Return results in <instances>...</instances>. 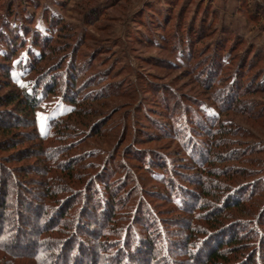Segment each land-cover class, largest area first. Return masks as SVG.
<instances>
[{"label": "rangeland", "instance_id": "rangeland-1", "mask_svg": "<svg viewBox=\"0 0 264 264\" xmlns=\"http://www.w3.org/2000/svg\"><path fill=\"white\" fill-rule=\"evenodd\" d=\"M7 24L19 30L13 41L26 39L14 54L5 52L0 40L5 56L0 55V97L15 86L31 91L40 78L25 67L32 61L28 37L40 34L46 49L57 47L42 63L53 64L46 81L57 85L39 89L34 119L41 136L19 105L6 108L10 115L3 118L12 126L0 130V200L8 182L3 200L15 205L4 220L0 209V228L26 255L14 256L12 264H45L39 245L52 244L51 238L75 234L83 250L89 246L94 252L99 242L116 241L118 228H109L107 219L111 192L103 187L113 152L132 174L125 180L117 171L121 177L111 184L116 189L124 183L115 223L133 225L146 237L164 233L161 243H168L169 251L157 250L159 264L166 257L172 264H189L184 262L190 261L191 230L195 251L218 234H239L238 256L264 264V0H1L3 39ZM5 71L15 85H8ZM50 85L53 91L47 93ZM152 126L159 136L145 139ZM217 128L232 129L221 145L228 161H215ZM129 143L140 145L136 154L160 153L169 167L150 161L143 166L126 157ZM225 166L235 168L231 178L211 174V168ZM199 179L209 195L203 196ZM184 186L197 195L187 198ZM254 189L262 196L255 204ZM218 194L221 204H228L230 194L240 200L238 208L212 214L231 227L228 232L209 225ZM142 217H150L153 227L145 228Z\"/></svg>", "mask_w": 264, "mask_h": 264}, {"label": "trees", "instance_id": "trees-1", "mask_svg": "<svg viewBox=\"0 0 264 264\" xmlns=\"http://www.w3.org/2000/svg\"><path fill=\"white\" fill-rule=\"evenodd\" d=\"M1 1V0H0ZM8 25V24H7ZM15 27V26H13ZM11 26L8 25V27L6 28V34L4 35H8L7 38L0 37V40H2V42L5 45V52H7L8 54L10 53H16L17 51H15L14 49H17L19 46V44L21 45L22 41L25 40L26 38L21 37L18 38L16 40H12V37H14L17 33L18 28H13ZM10 29V30H9ZM1 30V28H0ZM40 34H35L33 33L30 37L31 40H33V45L30 48L32 52L31 53V58L32 61L27 64V66L25 65V67H29L28 69H30L28 71L29 75L31 73L36 72L37 75H39V80L36 82L35 86L32 87L31 91L29 90H21L19 91L16 86L14 88L11 89L9 95H7V97L5 98V96L0 97V107L4 108V111L0 109V130L5 129V127H9L12 126L10 123V125H7L5 119L3 117L7 116V118L9 117L10 114H8V110H6V108L8 106L11 105H19V107H22V110H24V112L27 114V117L30 118L31 120V125H33V128L35 129L34 133L36 134V136L40 137L41 134H38V131L36 129V125H35V119H34V114L36 112V108L39 106L40 104V99H41V94H40V88H41V84L47 83V85L52 84L53 86L57 85L55 81L51 82H47L46 81V77L49 75V73L53 72V69H51V67H53V64L50 63H46V64H42L43 62L47 61V59H50L48 54L50 53H54V51H57V47L55 46H50L51 48L48 50L46 49L41 41V37L39 36ZM1 36V35H0ZM17 37V36H16ZM13 41V42H12ZM22 47H24V45H22ZM29 47V45L27 46V48ZM61 48L62 51L65 49L64 47L62 48V46H59ZM38 49V50H37ZM35 50H37L39 53V55H35ZM53 51V52H52ZM0 55L4 56V53L1 52L0 50ZM12 55V54H11ZM7 56V55H6ZM5 57V56H4ZM29 57V56H28ZM58 69H62L63 64L60 63L58 64ZM74 73V72H71ZM4 75L6 76V79L9 80L8 85L11 86L14 83L11 81V74L10 72L5 71ZM79 77V76H78ZM262 78H264V73L262 74ZM58 80V79H55ZM77 79L74 78L73 81L71 82V86L73 87L76 84ZM258 82H262V81H258ZM15 85V84H14ZM256 86L258 85V83L255 84ZM74 88V87H73ZM72 88V89H73ZM48 90L46 91L47 93H52L53 90L51 89V85L47 88ZM51 91V92H50ZM66 97V96H65ZM68 99V98H67ZM66 99V100H67ZM71 101V100H70ZM177 107L176 108H181L182 106L180 105L179 101H176ZM189 111H191L190 106H188ZM4 112V116L3 113ZM193 112L191 111V114ZM193 115V114H192ZM203 117V119H205L204 115H201ZM138 123H141L140 121L136 120ZM200 123V122H199ZM151 124V123H150ZM152 125V124H151ZM152 129H157L156 127H151L149 130H147L146 134V138H148V136L150 137H158L159 133H155L152 132ZM216 130H218L217 135L213 137V145H216V147L220 148L217 152H215L214 150V154L215 155V161H228L229 158H225L226 153L225 150H222V144L227 141L225 138V135H231V131L232 129H223V128H217ZM1 132V131H0ZM150 133V134H149ZM219 133V134H218ZM221 133V134H220ZM40 135V136H39ZM142 142H144V138ZM142 145V144H141ZM140 145H138L137 143H129V146L126 147V149L128 151L127 155H125L126 157H135V159L139 160L140 163H143L141 165L144 166V163L146 161H150L149 163L152 164L153 166H157V168H162V169H167L169 167V165L167 164H163L164 163V158L162 157V155L158 152H154L152 151L151 153H148L149 150L144 153L143 151H141L140 153L136 154V151H138V147ZM14 147V146H13ZM200 148V147H198ZM27 149V148H25ZM213 149V146H212ZM118 151V150H117ZM197 151L200 152L199 149H197ZM135 152V153H134ZM201 153V152H200ZM116 158V152H113L112 156L109 158L111 160L108 161V169H107V175L109 176L108 179V183L103 182L105 187V190L110 191L111 193V197H108L109 199V205L111 207V210L108 214V221L110 222L109 228H113V229H117L118 228V232H114L115 236L117 237L115 242H112L111 245H109L108 243H105L104 241L99 242V247L98 250H96L95 252L93 251L94 249H92L91 247L87 246L86 248L84 247V250L80 247L81 246V239L76 238L75 234H73L72 237L68 238V240L64 239L60 237V238H51L53 240L52 244H50V242L46 241V243L44 244V242L41 243V245H39V249L40 247L43 248V251L45 252V264H59L61 262V259H63L65 262L61 263V264H159V262H157L158 256H157V250H161V252H165L168 253L169 251V247H168V243H161V240L163 241L164 237V233H162L160 230H155L154 232H150L151 234L146 236H142L139 232L138 229H134L132 226L133 225H125L121 228V226L119 227L118 224H116V220L115 216H116V212L115 210L117 209V197L120 195V192H122V188L123 185H119L118 188H112L113 184L115 183V179L117 180L119 177L121 176H116V172L120 171L125 173V180L131 178L132 174L131 172L128 170V166L126 165L125 161H122V159H118L117 161L114 160ZM237 158V157H236ZM144 161V162H142ZM106 162V161H105ZM152 162V163H151ZM73 163H77L76 161L72 162ZM45 167H47L48 165H46V163L44 164ZM195 167H197V165L193 164ZM52 165H50L49 167L51 168ZM2 167V165L0 164V168ZM83 168V166L81 167ZM234 169L231 166H225L223 169H219L216 168L213 169L211 168V174H213L214 172H216L217 176H228L229 178H231L234 174ZM124 170H128L127 172H124ZM210 170V169H209ZM207 168H204L202 170V172L204 174H208L211 175L208 171ZM220 171V172H219ZM99 178V177H97ZM0 181H3L0 180ZM113 181V182H112ZM96 182V181H95ZM213 182V181H212ZM1 183V182H0ZM197 183L203 187V196H205L206 194L209 195L208 192V187L206 185V183H204L202 180H197ZM4 187H3V191L2 194H5V196H3V199H6V197L8 196V187L9 184L8 182L4 183ZM112 184V185H111ZM172 184V181H171ZM217 184V183H215ZM90 187V186H89ZM173 187V185L171 186ZM215 188H218L220 190V187L215 185ZM184 192H187V198L190 196H195L197 195L196 193H198L197 191H192L190 190V188H187V186H184ZM207 191V192H206ZM253 192V202L252 203H256L259 201V199L262 197L261 193H259V191H254ZM206 193V194H204ZM96 194V193H95ZM231 195V194H230ZM229 195L228 200V204H221L218 203L219 201H221V194H218L217 202H211L214 203L212 204L213 208V212L208 213V215H210L212 218L210 219V223L209 225H211V227L214 228H219L221 229L222 227L226 226L224 225L225 223L221 220L219 221L216 217L213 218L212 214L215 213H222L224 208H238L240 205L236 204L235 200H237L238 202L240 200H238V198H231V196ZM200 196V195H199ZM181 199L184 198L183 196H179ZM94 199V197H92ZM201 198V196H200ZM0 200V209H1V213L3 214V216L1 217V219L3 218V220L5 219V214L7 213L8 209L13 208L15 205L10 203L8 200ZM199 199V198H198ZM75 201V200H74ZM229 205V206H227ZM70 206V205H69ZM69 206H67V209L69 208ZM64 215L66 214L63 213ZM63 215V216H64ZM106 219V220H107ZM144 222H145V228L146 226L149 227L151 226L149 224V222L151 221V218H145L142 217L141 218ZM50 219L47 218V222ZM79 224V222H78ZM133 231H132V228ZM153 227V226H151ZM150 227V228H151ZM54 228V227H53ZM48 229L47 228V233H51L52 229ZM225 228V227H224ZM222 229L223 231L227 230V232L229 231V229L231 227ZM189 231H190V227H188ZM56 232H60V230H55ZM204 230H202L203 232ZM222 231V232H223ZM64 230H61V233H63ZM201 232V233H202ZM6 231L3 228H0V264H12L14 263L12 261L11 258H13L14 256L20 257L21 255L26 256L25 254H21L20 252H18L17 248L19 246L18 243H16L17 241H15L14 239H8V237H6ZM64 234V233H63ZM51 235V234H50ZM189 235L188 239L186 240V246L192 247L189 248L188 251H186L187 255H188V259H190V261H192L190 263V261H185L184 263L188 262L189 264H255L254 258H251L250 260H243L244 258L239 257L238 256V250L236 248V245H239L240 242L242 243L243 240L241 239L242 236L241 235H237L231 238H225L224 233L218 234L217 236L214 237V240H210L205 242L204 247H202L200 250H196L193 248L195 246V234H194V230H191V232H189L187 234V236ZM231 236V234H230ZM51 237V236H49ZM121 238V239H120ZM228 239V240H227ZM28 240V239H27ZM210 242V243H209ZM28 243V242H27ZM38 243V242H37ZM206 243H209L208 245ZM74 244H76V246H74ZM105 244V245H104ZM162 244V246L160 245ZM38 245V244H37ZM229 245H231V247H233V250H230ZM62 247L64 248V255L61 256V251H62ZM114 247V251L111 252L110 248ZM236 248V249H235ZM57 250V252H55V250ZM68 249V252H65V250ZM75 249V252H74ZM77 249V250H76ZM60 250V251H59ZM53 251V252H51ZM81 251V252H78ZM235 252L236 257L233 256L231 257V253ZM244 254V253H242ZM31 256V254H30ZM57 257V259H55V257ZM61 256V258H60ZM70 256V262H68V260L66 261L65 258ZM10 259H9V258ZM32 257V256H31ZM33 257H36L35 255H33ZM166 257V256H165ZM236 259H235V258ZM60 258V259H59ZM167 258V257H166ZM165 258V259H166ZM232 258H234L235 260H233ZM165 259L161 260L160 264H172L174 260L168 259V261H166ZM156 261V263H154ZM170 262V263H169ZM175 262V261H174Z\"/></svg>", "mask_w": 264, "mask_h": 264}]
</instances>
